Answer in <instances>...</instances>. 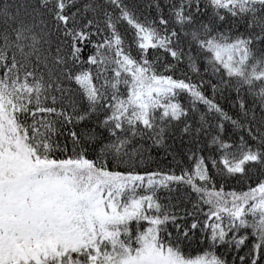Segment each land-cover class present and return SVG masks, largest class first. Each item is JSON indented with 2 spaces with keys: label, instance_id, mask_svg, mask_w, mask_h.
I'll list each match as a JSON object with an SVG mask.
<instances>
[{
  "label": "snow or ice",
  "instance_id": "6c2138e0",
  "mask_svg": "<svg viewBox=\"0 0 264 264\" xmlns=\"http://www.w3.org/2000/svg\"><path fill=\"white\" fill-rule=\"evenodd\" d=\"M0 264H264V0H0Z\"/></svg>",
  "mask_w": 264,
  "mask_h": 264
},
{
  "label": "trees",
  "instance_id": "16d2710c",
  "mask_svg": "<svg viewBox=\"0 0 264 264\" xmlns=\"http://www.w3.org/2000/svg\"><path fill=\"white\" fill-rule=\"evenodd\" d=\"M152 154L153 156H158V157H162L164 155L163 150H160L159 152H157L156 149H152ZM155 167V166H153ZM232 188H225V191H231ZM236 190L239 191V187H236ZM246 190V188L244 189ZM203 239V237H201ZM193 249H196V245H193ZM193 249H190L189 251L192 252L193 257L197 254H203V250L207 249V245L206 244H201L200 245V250L199 251H194ZM220 252H222V249H217V254H219Z\"/></svg>",
  "mask_w": 264,
  "mask_h": 264
}]
</instances>
